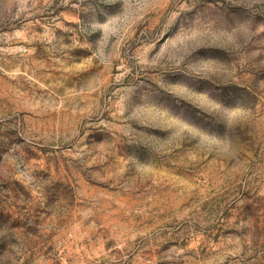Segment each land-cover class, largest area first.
Returning <instances> with one entry per match:
<instances>
[{
  "label": "rangeland",
  "instance_id": "obj_1",
  "mask_svg": "<svg viewBox=\"0 0 264 264\" xmlns=\"http://www.w3.org/2000/svg\"><path fill=\"white\" fill-rule=\"evenodd\" d=\"M0 264H264V0H0Z\"/></svg>",
  "mask_w": 264,
  "mask_h": 264
}]
</instances>
